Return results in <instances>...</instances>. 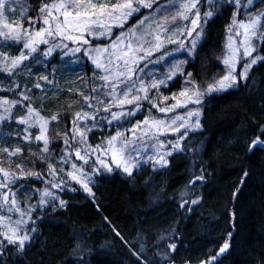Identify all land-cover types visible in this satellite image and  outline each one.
Returning a JSON list of instances; mask_svg holds the SVG:
<instances>
[{
  "label": "snow or ice",
  "instance_id": "1",
  "mask_svg": "<svg viewBox=\"0 0 264 264\" xmlns=\"http://www.w3.org/2000/svg\"><path fill=\"white\" fill-rule=\"evenodd\" d=\"M260 2L29 0L27 14L22 12L14 20L11 16L21 0H0V73L6 74L0 82V129L14 125L12 140L21 145L0 149L10 161L20 158L12 164L15 171L0 167V264H23L42 234L45 219L69 207L66 194L82 192L95 202L93 189L105 176L131 178L145 165L158 174L169 167L175 154L191 150L195 157L203 141L193 138L202 137L207 130L205 98L247 87L250 69L264 64V8L257 7ZM225 13V74L201 90L203 86L186 66H193L199 57L209 23ZM22 71L27 76L17 79ZM58 74H78L73 83L88 85L86 90L77 87L73 94L74 99L77 94L82 97L79 110L69 112L65 106L63 112L47 111L51 95L59 91L55 87ZM177 81L183 84L172 92L170 85ZM164 90L170 94L165 95ZM16 110L22 114L17 116ZM260 110L264 112V105ZM249 123L254 131L233 150L264 152V121L249 117ZM169 134L171 139H162ZM0 138H6L2 131ZM193 167L199 175L190 180V188L185 185L188 191L180 194L177 204L182 217L184 213L190 217L203 202L201 191L215 175L210 171L212 164L202 158ZM241 171L245 179L233 185L234 201L243 195L251 175ZM18 194L26 199L18 200ZM227 216L231 230L223 243L196 264H222L231 254L238 221L235 206ZM144 236L137 247L115 232L132 250L136 264H176L180 237L165 241L147 232ZM89 240L86 236L74 238L65 264H92L100 250ZM147 252L153 253L151 259ZM259 264H264V252Z\"/></svg>",
  "mask_w": 264,
  "mask_h": 264
},
{
  "label": "trees",
  "instance_id": "2",
  "mask_svg": "<svg viewBox=\"0 0 264 264\" xmlns=\"http://www.w3.org/2000/svg\"><path fill=\"white\" fill-rule=\"evenodd\" d=\"M261 2L264 4V0ZM227 17L228 13H225L209 23L199 57L192 62L193 66H186L203 88L214 83L224 72L221 58L225 50ZM83 71L91 74L88 69ZM249 75L247 87L241 85L239 90L222 91L205 100L203 113L207 130L202 137L193 138L203 141V145L195 150V157L191 150L175 154L170 158L169 167L158 174L148 165L131 178L123 174L105 176L93 189L95 202L85 198L86 194L82 192L66 194L69 207L54 218L45 219L41 225L42 234L29 248L23 264H65L68 245L81 236L90 237L89 244L100 250L92 264H136L132 250L115 237L116 231L128 244L137 247L140 246L138 241L146 238L145 232L157 240L180 237L176 264H186L189 260L196 264L200 257L223 243L231 230L227 213L233 206L238 213L236 235L231 254L222 264H259V255L264 252V152L257 150L245 154L233 150L238 147V141L254 131L249 117L264 121V112L260 110L264 105V83H261L264 81V64L253 66ZM178 82L180 87L182 81ZM73 94L59 99L53 112H63L65 106L69 112L79 110L82 97L75 95L74 99ZM65 123L61 121L62 125ZM0 131L6 134V138L0 140V149L21 146L8 139L9 131L16 134L14 125ZM201 158L212 164L210 171L215 175L201 191L203 202L194 207L190 217L187 213L182 217L181 209L177 207L180 194L188 191L190 180L199 175L193 163H198ZM19 159L10 161L0 153V167L15 171L12 164ZM241 169L251 175L246 180L243 195L234 201L231 199L233 185L245 179ZM17 199L23 201L26 198L18 194ZM147 255L150 259L153 257L152 252Z\"/></svg>",
  "mask_w": 264,
  "mask_h": 264
},
{
  "label": "rangeland",
  "instance_id": "3",
  "mask_svg": "<svg viewBox=\"0 0 264 264\" xmlns=\"http://www.w3.org/2000/svg\"><path fill=\"white\" fill-rule=\"evenodd\" d=\"M263 5L264 4H261L260 5V3L257 5V7L258 8H263ZM29 0H21V4L19 5V6H17V12H16V14L15 15H13V16H11V18L12 19H14V20H19L20 19V15H21V13L23 12L25 15L27 14L26 13V9H28L29 8ZM131 23H135V21H132ZM225 44H226V35H225V41H224V46H225ZM226 52H227V50H226V48H225V50H224V54H223V57L226 55ZM254 55H255V53H254ZM223 57L221 58V64H222V60H223ZM222 66H223V64H222ZM252 69V68H251ZM251 69H250V71H251ZM33 70H35V66H33ZM238 70H240L239 68H238ZM186 71L187 72H190L189 70H187L186 69ZM223 73H222V75H224L225 74V68H224V66H223ZM250 73V72H249ZM40 75H42V74H44V73H39ZM4 75H6V74H2V73H0V82H3V77H4ZM77 75L78 74H71V75H68V74H65V75H63V76H61L60 74H58L57 75V84L55 85V87L57 88V89H59V91L57 92V93H53L52 95H51V104H50V106L48 107V109H47V111L49 112V113H51V112H53L54 111V109H55V106H56V103L58 102V100L59 99H61V98H64L65 96L67 97V96H69L70 95V93H77V87H79V88H81V89H87V84L85 83V84H82V85H77V84H75V83H73V81L76 79V77H77ZM91 75V74H90ZM221 75V76H222ZM21 76H23V77H26L27 76V72H25V71H22L19 75H18V77H17V79H19ZM32 79L33 80H35L36 79V76L35 75H33V77H32ZM217 79H219V78H217ZM197 81V80H196ZM96 83V86H98V84H99V82L98 81H96L95 82ZM198 83V82H197ZM71 84V91H67V89H68V87H69V85ZM182 84H183V81L181 82V86H182ZM199 84V83H198ZM172 86V87H171ZM179 86V82L177 81L174 85H170V88H171V91L172 92H178L179 90H180V88H181V86L180 87H178ZM29 87H31V84H29ZM201 90H203V87H202V89ZM164 94L165 95H169L170 93H169V91L168 90H164ZM214 94H216V93H214ZM37 95L39 96L40 94L39 93H37ZM78 95V94H77ZM208 97H206L205 98V100L207 99ZM169 104H171V103H173V101H169L168 102ZM36 107H39L40 105H39V102H37V104L35 105ZM181 110H177V112H180ZM16 114H17V116L18 115H20V114H22L21 113V111L20 110H16ZM146 114V113H145ZM157 116H160L161 118H165V117H163V115L162 114H159V113H155ZM169 115H171V114H169ZM140 119H143V117L141 116V117H139ZM9 133H10V135H9V137H8V139L9 140H11L12 142H14L13 140H12V138L16 135V134H13L11 131H9ZM171 138V135L169 134L168 136H166V137H162V139H170ZM0 140H2V138H0ZM148 165H145V166H143V167H141L138 171H141L142 169H144V168H146Z\"/></svg>",
  "mask_w": 264,
  "mask_h": 264
}]
</instances>
